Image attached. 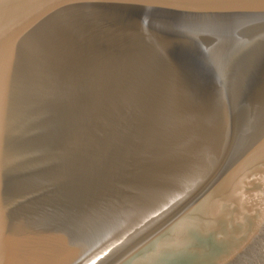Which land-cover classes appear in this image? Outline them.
<instances>
[{"label":"water","instance_id":"water-1","mask_svg":"<svg viewBox=\"0 0 264 264\" xmlns=\"http://www.w3.org/2000/svg\"><path fill=\"white\" fill-rule=\"evenodd\" d=\"M0 264H264V0H0Z\"/></svg>","mask_w":264,"mask_h":264}]
</instances>
